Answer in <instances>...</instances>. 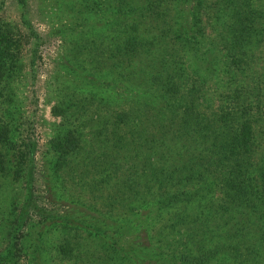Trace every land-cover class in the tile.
<instances>
[{"label":"trees","instance_id":"1","mask_svg":"<svg viewBox=\"0 0 264 264\" xmlns=\"http://www.w3.org/2000/svg\"><path fill=\"white\" fill-rule=\"evenodd\" d=\"M63 4L56 3L68 12L57 29L73 30L71 53L91 45L92 60H100L98 32L107 31L109 66L124 59L144 79L133 94L140 104L114 119L118 125L131 116L141 126L130 130L138 148L122 159L120 146L86 142L71 126L47 140L36 172L33 146L6 156L10 128L0 121L1 192L9 197L0 210V264H16L20 255L32 264H264V64L257 60L264 57L257 55L264 54V0ZM18 40L0 27V107ZM229 72L234 83L219 92L221 101L196 109L198 96L217 90ZM138 110L153 120L144 123ZM51 112L58 115V107ZM36 173L46 184L40 195ZM18 179L22 197L8 195ZM25 217L38 224L33 231L31 223L28 241L19 230Z\"/></svg>","mask_w":264,"mask_h":264},{"label":"rangeland","instance_id":"2","mask_svg":"<svg viewBox=\"0 0 264 264\" xmlns=\"http://www.w3.org/2000/svg\"><path fill=\"white\" fill-rule=\"evenodd\" d=\"M24 1L26 7L21 5V0H0V27L10 31L12 35L14 33L19 39L16 69L8 70L7 74L10 73L11 76L1 81L5 90L4 101L0 107V121L8 123L10 140L14 141L13 145L12 142L9 145L4 144L6 156L13 153V149L9 148L18 146L20 151L23 149L28 151L33 146L28 157L31 165L36 166L35 171L38 172L44 165L43 154L47 140L57 131L72 126L86 142L94 138L98 142L107 141L109 144L120 146L119 156L122 159L132 160L133 151L138 147L135 143H129L130 130H136L141 126L137 125L131 116L126 117L123 122H118V125L114 124V119L118 112H127L129 108L140 104L133 94L137 83L140 84L144 79L138 80L131 66L128 68L125 62L122 63L124 59H121L120 63L116 62L114 68L109 66L108 40L103 37L104 32L108 37L107 31L98 32L101 33L103 42L100 60H92L91 45L83 49L80 46L75 53H71L77 48L75 42L68 43L70 39L76 37L73 30L68 27L57 29L65 22L68 12L63 7L58 11L56 3L61 2L64 6L63 3L67 0ZM81 25H84V21L77 24L76 29L79 30ZM91 29L96 30L95 27ZM257 55L264 56L262 53ZM257 60L264 64V57ZM223 67L225 66L222 65ZM203 68L205 72L206 66L203 65ZM216 68L218 69V64ZM263 71L262 68L259 70V72ZM232 77L231 72L223 73L221 82L215 85L217 90L214 87L205 89L204 94L198 96L194 107L201 111L214 108L220 100L219 92L233 86L230 85ZM62 105L73 109L75 115L64 114ZM54 106L59 109L58 115L51 112ZM133 113L138 114V118L145 121L144 123L147 119L152 121L154 118L152 114H144L139 110ZM115 137H120L121 141L116 142ZM81 153L86 154L85 148ZM136 159L135 157L134 160ZM34 177L35 179L32 180L34 193L40 195L46 184L42 183L40 174L36 173ZM6 181L9 180L5 179ZM64 185L67 186L68 183ZM7 187L8 195L11 196L14 191V193L19 192V196L22 197L25 191L22 179ZM3 188L4 183L1 178L0 210L6 208L9 200V197L6 200L2 198ZM18 202L19 200L16 199V205L19 206ZM61 203L65 204L60 202L58 205ZM31 219L25 217L19 229L25 233V241H28V237L30 239L32 237V234H27L31 233V223H33ZM33 225H35L33 231H36L38 224L33 223ZM56 239L57 233L49 241L53 242ZM3 246L4 243H1L0 249ZM16 261V264L33 262V260L28 261L23 255H20Z\"/></svg>","mask_w":264,"mask_h":264}]
</instances>
